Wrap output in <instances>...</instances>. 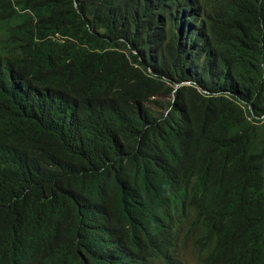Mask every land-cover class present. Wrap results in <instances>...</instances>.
Here are the masks:
<instances>
[{
    "label": "trees",
    "instance_id": "obj_1",
    "mask_svg": "<svg viewBox=\"0 0 264 264\" xmlns=\"http://www.w3.org/2000/svg\"><path fill=\"white\" fill-rule=\"evenodd\" d=\"M180 203L264 207V0H0V264H177Z\"/></svg>",
    "mask_w": 264,
    "mask_h": 264
},
{
    "label": "clouds",
    "instance_id": "obj_2",
    "mask_svg": "<svg viewBox=\"0 0 264 264\" xmlns=\"http://www.w3.org/2000/svg\"><path fill=\"white\" fill-rule=\"evenodd\" d=\"M149 222L153 225L154 219ZM156 222L177 264H264V207L233 210L223 219L184 209L180 203L172 224Z\"/></svg>",
    "mask_w": 264,
    "mask_h": 264
},
{
    "label": "bare ground",
    "instance_id": "obj_3",
    "mask_svg": "<svg viewBox=\"0 0 264 264\" xmlns=\"http://www.w3.org/2000/svg\"><path fill=\"white\" fill-rule=\"evenodd\" d=\"M114 262V261H113Z\"/></svg>",
    "mask_w": 264,
    "mask_h": 264
}]
</instances>
